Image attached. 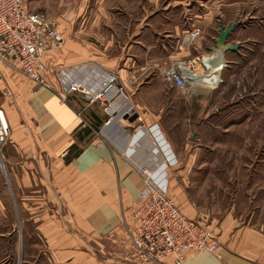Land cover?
Wrapping results in <instances>:
<instances>
[{
	"label": "crops",
	"instance_id": "0c3cea01",
	"mask_svg": "<svg viewBox=\"0 0 264 264\" xmlns=\"http://www.w3.org/2000/svg\"><path fill=\"white\" fill-rule=\"evenodd\" d=\"M104 1L97 0V7L82 18L77 14L67 24H57L64 44L44 56L52 91L35 88L19 71L0 64V108L12 129L2 157L20 219L34 222L37 236L33 243L26 229L21 233L25 240L19 264H141L128 229L146 190L142 168L158 171L169 154L176 161L167 168L171 198L188 218L213 230L220 242L216 253L189 252L186 264H264L262 212L246 214L235 203L227 207L212 199L209 186L197 176L206 167L200 138L190 141L188 123L182 135H176L173 125L182 124V118L164 114L174 104L168 94L171 86L159 70L175 59L206 56L211 65H218L211 46L204 55L203 37L179 49L192 24L203 29L214 22L199 13L202 10L193 23L174 9L159 13L153 2L134 7L135 19L124 22L115 20L114 9ZM192 67L201 76L209 69L198 62ZM103 72L120 78L135 117L108 123L101 108L89 106L79 94L62 101L61 74L97 88ZM218 77L220 82V73ZM204 84L200 86L209 88ZM186 104L174 105V112ZM139 131L144 136L132 145ZM77 151L81 153L67 163L66 157Z\"/></svg>",
	"mask_w": 264,
	"mask_h": 264
},
{
	"label": "rangeland",
	"instance_id": "374dc122",
	"mask_svg": "<svg viewBox=\"0 0 264 264\" xmlns=\"http://www.w3.org/2000/svg\"><path fill=\"white\" fill-rule=\"evenodd\" d=\"M150 2L159 13L174 9V13L182 14L189 22L201 10L199 13L207 16L208 21L212 19L213 24L203 26L204 55L209 54V46H215L222 26L239 23L228 39V44L238 49L228 51L227 55L225 52L226 63L217 88L196 85L179 91L167 82L171 86L168 94L172 104L177 107L183 106V102L187 104L176 112L175 106L170 105L171 110L164 114L172 113V120L182 118V124L173 125L176 135L181 136L183 124L188 123L189 140L200 138L199 144L206 151L201 159L206 167L197 176L209 186L211 198L227 207L235 203L246 214H254L258 209L264 221V0H105L103 4L114 9L115 20L125 22L135 19L134 7H148ZM24 3L29 11L44 13L56 24H67L77 14L82 18L92 6L98 5L97 0H24ZM192 25V29L199 27ZM231 60L234 63L228 64ZM230 70L235 71L231 74ZM19 212L1 157L0 264H19L24 229L33 243L37 239L35 223H24ZM131 249L134 257L144 264L132 245Z\"/></svg>",
	"mask_w": 264,
	"mask_h": 264
},
{
	"label": "built area",
	"instance_id": "2783aa9c",
	"mask_svg": "<svg viewBox=\"0 0 264 264\" xmlns=\"http://www.w3.org/2000/svg\"><path fill=\"white\" fill-rule=\"evenodd\" d=\"M202 35L203 29L194 27L184 35L180 48L195 45ZM64 41L57 24L46 14L29 11L24 0H0V64L19 71L35 88L53 90L44 56L50 50L62 46ZM204 59L171 61L159 72L173 87L186 91L189 85L201 84V75L192 66L196 62L204 65ZM103 73L97 88L69 74H61L64 84L62 101L66 103L68 96L79 94L89 106L98 105L108 123L135 117L134 109L128 106L130 97L120 78L111 72ZM194 78L197 80L194 81ZM11 135L9 121L0 108V159ZM143 136L144 133L139 131L132 145ZM131 146L129 156L134 154ZM175 164L176 161L169 154L159 167L160 172L142 168L146 190L128 234L134 251L144 263L169 260L170 264H186L189 252L216 253L220 248L218 235L202 222L188 218L171 198L167 168Z\"/></svg>",
	"mask_w": 264,
	"mask_h": 264
},
{
	"label": "bare ground",
	"instance_id": "6f19581e",
	"mask_svg": "<svg viewBox=\"0 0 264 264\" xmlns=\"http://www.w3.org/2000/svg\"><path fill=\"white\" fill-rule=\"evenodd\" d=\"M214 55L216 56L215 57L216 61L220 63L216 66L211 65V59L205 58L203 63L206 66L208 64L209 69H208V72L205 75H202L201 79H199V82L201 83V85H203L204 83H208L210 89H215L217 87V83L219 81L218 73H220V70L225 66L222 53L217 51ZM196 80L197 79L194 78V81Z\"/></svg>",
	"mask_w": 264,
	"mask_h": 264
},
{
	"label": "water",
	"instance_id": "95a60500",
	"mask_svg": "<svg viewBox=\"0 0 264 264\" xmlns=\"http://www.w3.org/2000/svg\"><path fill=\"white\" fill-rule=\"evenodd\" d=\"M239 26V23H234L230 27L222 26L219 32V37L215 41V46L210 48V51L213 53L221 52L222 55L228 51H236L238 46L228 44V37L235 31Z\"/></svg>",
	"mask_w": 264,
	"mask_h": 264
},
{
	"label": "trees",
	"instance_id": "16d2710c",
	"mask_svg": "<svg viewBox=\"0 0 264 264\" xmlns=\"http://www.w3.org/2000/svg\"><path fill=\"white\" fill-rule=\"evenodd\" d=\"M88 130H89V129H88ZM87 133L89 134V133H91V131L89 130V131H87ZM74 150H76V147L71 148V150H70L71 153H72ZM71 153L66 157V161H67V163L70 162L73 158L77 157V156L81 153V151H77L74 155H71Z\"/></svg>",
	"mask_w": 264,
	"mask_h": 264
}]
</instances>
